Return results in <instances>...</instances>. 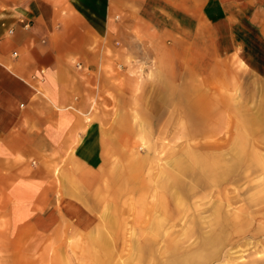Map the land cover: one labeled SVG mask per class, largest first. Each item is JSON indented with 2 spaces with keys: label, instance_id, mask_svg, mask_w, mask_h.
<instances>
[{
  "label": "crops",
  "instance_id": "obj_1",
  "mask_svg": "<svg viewBox=\"0 0 264 264\" xmlns=\"http://www.w3.org/2000/svg\"><path fill=\"white\" fill-rule=\"evenodd\" d=\"M203 44L264 76V0H0V252L22 248L27 224L57 233L58 156L67 182L97 187L119 146L111 108L171 49L199 73ZM65 205L73 233L95 228L79 200Z\"/></svg>",
  "mask_w": 264,
  "mask_h": 264
},
{
  "label": "rangeland",
  "instance_id": "obj_2",
  "mask_svg": "<svg viewBox=\"0 0 264 264\" xmlns=\"http://www.w3.org/2000/svg\"><path fill=\"white\" fill-rule=\"evenodd\" d=\"M207 46L199 73L173 49L138 72L133 98L111 108L106 128L119 146L97 187L76 186V172L67 182L69 155L58 156L57 233L27 224L22 248L0 252V264H264V76ZM199 156L225 163L224 184L208 187ZM173 180L179 193L164 186ZM67 198L96 216L91 232H72Z\"/></svg>",
  "mask_w": 264,
  "mask_h": 264
},
{
  "label": "bare ground",
  "instance_id": "obj_3",
  "mask_svg": "<svg viewBox=\"0 0 264 264\" xmlns=\"http://www.w3.org/2000/svg\"><path fill=\"white\" fill-rule=\"evenodd\" d=\"M201 156H199V157H195L194 159H195V161H196V165H197V169L198 168H200V169H198L199 170V172H198V174L200 173V174H202V176L203 177H206V178H208V187H210L211 185H212V183L213 184H216V185H222V184H224V180H226V179H228L227 177L229 176V170L227 169V166L225 165V163L223 164L222 163V161H220L219 160V157L218 156H212V157H210V160L212 161V163L211 164H209V158L208 159H206V158H200ZM217 157V158H216ZM179 168H181L180 166H181V164L180 163H177L176 164ZM129 167V168H128ZM128 167H126L125 169H123V171H125L126 173L127 172H129L130 171V169H131V167L130 166H128ZM176 168V167H175ZM194 169V168H193ZM163 171V170H162ZM173 171V170H172ZM167 172L168 173H170V171H168L167 170ZM195 172V171H194ZM167 173V174H168ZM122 174H124V173H122ZM163 174V173H162ZM166 173H165V175H167ZM197 174V175H198ZM178 175V174H177ZM162 176V175H161ZM161 176H160V179H161V182H162V179L163 178H161ZM123 177V176H122ZM178 177V176H177ZM159 178V177H158ZM168 178V177H167ZM166 178V181L168 180ZM171 178L169 177V180H170ZM179 182L181 181V177H180V179L178 180ZM177 180H176V178H175V182H178ZM170 182V181H169ZM175 182H174V180L169 184H167V183H165V185L164 186H166V185H168L170 188H172L173 187V184H174V186H176L177 184H175ZM160 183V182H159ZM162 183H164V182H162ZM180 184H181V182H180ZM163 186V187H164ZM178 186V185H177ZM176 186V187H177ZM180 186V185H179ZM157 187H159V186H157ZM168 187V188H169ZM160 188V187H159ZM166 188V187H165ZM169 188V190L172 192L173 190H171ZM178 188L179 187H177L176 189H177V191H178ZM167 189V188H166ZM175 189V190H176ZM161 191H164V190H161ZM160 191V192H161ZM181 191V190H180ZM165 192V191H164ZM167 192V191H166ZM165 192V193H166ZM174 193H175V191H173ZM170 193V192H169ZM168 193V194H169ZM178 193H179V191H178ZM177 193V194H178ZM162 194V193H161ZM176 194V195H177ZM175 195V196H176ZM181 195V194H180ZM239 195V194H238ZM164 197L166 196L165 194L163 195ZM175 196L173 195V196H171V197H174V200H175ZM182 196H183V194H182ZM163 197V198H164ZM178 197H181V196H178ZM177 198V197H176ZM180 199H182V198H180ZM185 199V198H184ZM177 200V199H176ZM181 201V200H180ZM161 203L163 204V202L161 201ZM175 203V202H174ZM176 205H177V203H175ZM175 204H174V206H175ZM180 204V203H179ZM179 207V206H178ZM165 208V207H164ZM174 208V207H173ZM182 208V207H181ZM177 209V208H176ZM238 209V208H237ZM174 210V209H173ZM173 210H171V211H173ZM178 210V209H177ZM179 211V210H178ZM185 213V212H184ZM181 214V213H180ZM239 214H241V213H239ZM238 215V214H237ZM243 217V216H242ZM152 232H157V229H152ZM178 259V258H177ZM174 261V260H173ZM181 262V261H180ZM174 263V262H173ZM175 264V263H174Z\"/></svg>",
  "mask_w": 264,
  "mask_h": 264
},
{
  "label": "built area",
  "instance_id": "obj_4",
  "mask_svg": "<svg viewBox=\"0 0 264 264\" xmlns=\"http://www.w3.org/2000/svg\"><path fill=\"white\" fill-rule=\"evenodd\" d=\"M78 67H80V65H78Z\"/></svg>",
  "mask_w": 264,
  "mask_h": 264
}]
</instances>
